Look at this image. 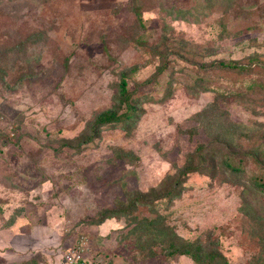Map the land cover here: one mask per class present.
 Returning a JSON list of instances; mask_svg holds the SVG:
<instances>
[{"label":"rangeland","instance_id":"374dc122","mask_svg":"<svg viewBox=\"0 0 264 264\" xmlns=\"http://www.w3.org/2000/svg\"><path fill=\"white\" fill-rule=\"evenodd\" d=\"M123 75L143 114L90 141ZM212 144L264 155V0H0V264H194L168 254L164 232L257 264L264 202L248 176L264 179V157L235 182L216 157L213 177L191 173L163 197ZM142 197L156 208L127 212Z\"/></svg>","mask_w":264,"mask_h":264},{"label":"trees","instance_id":"16d2710c","mask_svg":"<svg viewBox=\"0 0 264 264\" xmlns=\"http://www.w3.org/2000/svg\"><path fill=\"white\" fill-rule=\"evenodd\" d=\"M135 2L136 0H132ZM138 7L134 5V13L136 15V20L139 24L142 25L143 19L142 16L137 9ZM204 69L207 68V70H217V71H225V72H232L237 75H243L252 72L251 66H242L237 63H224V62H211L210 64L206 65V67H203ZM199 81L196 82V84H199L201 88L204 90H207V87L204 86V81L200 78ZM254 83H250V87H254ZM172 92L166 93L164 95L163 99H168L171 96ZM143 114V110L140 109L138 102L133 99L130 92L127 89V82L125 80V75L122 76L120 83L118 85V92L115 98V105L105 110L101 113H99L93 123V132L91 134L92 138H90V141L94 139L96 136L97 129H101L107 125H117V124H123L126 125V127L131 128L130 126H133L140 117ZM125 127V128H126ZM236 128V127H235ZM252 128L244 127V134L247 138H249L250 133H252ZM233 131H230L228 129V133L233 134ZM221 147H218L216 144L209 145L208 147L205 146H199L197 150H195V157L193 155H188L187 160L185 162V165L182 169L178 170V176L169 177V179L173 178V181L171 180H165L161 184V188L164 192L163 197L170 200L174 196V191L179 187L180 189L182 187L183 178L187 177L191 173H205L209 174L211 177L214 176V170H213V160L216 157L220 156V161L218 163L217 169L221 171L222 174L229 173V175L232 177V181H238L242 180L245 176L244 166L247 160H254L258 161V163H261V158L264 157L263 154H260L261 157L258 155L255 157L253 153L247 154V153H223ZM236 157L238 158V162L235 161ZM257 158V159H256ZM258 164V165H259ZM178 177V178H177ZM249 184L250 187H252V191L254 192V195L256 197V201L258 204L260 202L262 206V202H264V179L260 175H255L251 173L249 176ZM178 196V193H177ZM143 200V201H141ZM139 199H134L130 203V206L128 207V211H132V208H134V203L142 205L145 204L147 206L152 207V209H155L156 207L153 205L155 201L152 202L146 201L143 199V197ZM134 202V203H133ZM260 206V207H261ZM253 208H248L247 211H245V207L243 206L241 208L242 212H245V215H252L251 210ZM256 208H259L257 206ZM263 208V207H262ZM264 209V208H263ZM113 215L108 213L105 215V219L112 218ZM254 221L256 220V217L254 216ZM256 227H254L253 236L256 239L257 244L260 243V255L255 259L257 264H264V221L262 220L259 224H256ZM160 237L162 240L163 248L166 246V249L168 250V254H179L181 256H186L190 258L194 264H226V260L223 257V255L217 251L215 247L211 248L208 246L204 247V243H200V241H181L180 239H176V237L173 235L172 238L168 237L166 233L160 234ZM176 240H179L180 243L177 244ZM261 248H263L261 252ZM256 255H254L255 258Z\"/></svg>","mask_w":264,"mask_h":264}]
</instances>
